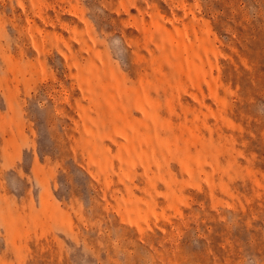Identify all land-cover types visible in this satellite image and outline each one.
<instances>
[{
	"label": "rangeland",
	"instance_id": "obj_1",
	"mask_svg": "<svg viewBox=\"0 0 264 264\" xmlns=\"http://www.w3.org/2000/svg\"><path fill=\"white\" fill-rule=\"evenodd\" d=\"M0 264H264V0H0Z\"/></svg>",
	"mask_w": 264,
	"mask_h": 264
}]
</instances>
